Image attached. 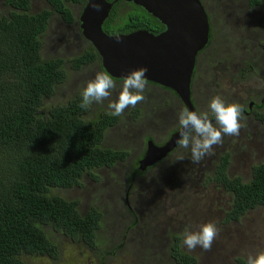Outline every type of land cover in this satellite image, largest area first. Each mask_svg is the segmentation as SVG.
<instances>
[{
  "label": "rangeland",
  "instance_id": "rangeland-1",
  "mask_svg": "<svg viewBox=\"0 0 264 264\" xmlns=\"http://www.w3.org/2000/svg\"><path fill=\"white\" fill-rule=\"evenodd\" d=\"M4 1L0 0V10L7 14L11 8L4 4ZM201 1L210 18L213 39L212 47L204 54L210 52L215 55L209 60L212 64L209 66L207 61L201 70L205 75L204 83L208 86L209 80L216 87L212 92L219 95H223L220 92H229L230 95L247 94L250 90L264 86V0L256 8L249 6L248 0ZM68 6L79 20L83 5L69 3ZM42 10H52L47 0H31V13ZM78 27L77 22L66 24L54 13L47 31L43 34V59L61 58L68 74L65 83L57 86L53 99L49 100L51 105L66 103L80 94L99 72L96 64L86 65L80 70L71 67L73 58L83 49ZM122 87L123 82L117 83L108 98L102 103H93L91 114L98 109L110 110L108 104L118 100ZM203 92L196 89L197 97ZM262 94L264 95V90ZM143 95L144 99L134 107L125 108L119 123L109 129L105 137L106 147L128 150L130 158L115 167L96 170L97 180L85 176L82 179V187L53 190L55 195L68 200H78L81 212L91 207H96L102 212L103 219L95 247L73 243L62 233L50 231L51 240L59 247L58 258L24 256L26 263L177 264L170 253L171 246L175 243L173 238L181 237L188 225L195 231L209 222L218 228L211 249L205 251L197 247L189 251L185 247L187 252L197 258L198 264H236L238 258L247 261L249 254L255 256L264 252V209L249 211L239 222L224 223L226 213L233 205V196L220 188V200H214L211 192L213 203L208 201V205L204 209L201 208L197 216H189L182 209L188 206L189 198L198 193L193 192L197 188L191 187L188 199L182 202L183 205L178 204L180 190H186V185H175L173 191L162 187L160 178L163 177L157 176V170L164 168L163 164L130 180L133 161L145 149V138L151 136L153 130L158 133L154 135L156 140L159 134L166 136L169 130L176 127L175 117L181 111L173 103V99L159 88L149 87ZM230 95L224 100L232 97L235 101L236 97ZM132 108L141 111L138 119L131 118ZM164 111L166 114L160 113ZM254 121L252 125L246 123V126L249 133L252 131L259 141L264 136V129L257 125L256 117ZM241 133L242 128L234 138L225 136L230 139L231 144L221 155L230 154L231 178L239 177L244 182H249L253 165L264 163V153L261 157L263 159L257 161L255 149L247 150L242 144L240 147L237 141H243L239 138ZM216 152L217 145H213V150L204 159L209 161ZM205 164L207 166L208 163ZM231 168L236 173H232ZM211 189L213 190V187ZM127 192L130 194V208L125 204Z\"/></svg>",
  "mask_w": 264,
  "mask_h": 264
},
{
  "label": "trees",
  "instance_id": "trees-1",
  "mask_svg": "<svg viewBox=\"0 0 264 264\" xmlns=\"http://www.w3.org/2000/svg\"><path fill=\"white\" fill-rule=\"evenodd\" d=\"M87 1L47 0L52 10L34 14L31 0H6L11 11L0 12V264H28L24 256L58 258L59 247L50 231L94 248L102 212L96 207L81 212L78 200L55 195L53 190L82 187L85 176L97 180L96 170L131 156L128 150L104 145L117 116L107 111L91 114L92 105L80 107V94L66 103H48L68 74L61 58L43 59V34L54 13L73 24L76 19L68 4L85 6ZM261 2L248 0L252 8ZM104 26L108 35L164 29L142 7L123 1L114 4ZM99 58L92 46L78 53L71 67L80 70ZM138 112L132 110L133 115ZM140 159L133 161L130 180L146 172L139 167ZM229 166L230 154L222 155L210 178L233 195L224 223L239 222L249 211L264 209V164L254 166L249 182L231 178ZM170 253L177 264H198L179 240ZM235 263L247 261L238 258Z\"/></svg>",
  "mask_w": 264,
  "mask_h": 264
},
{
  "label": "water",
  "instance_id": "water-1",
  "mask_svg": "<svg viewBox=\"0 0 264 264\" xmlns=\"http://www.w3.org/2000/svg\"><path fill=\"white\" fill-rule=\"evenodd\" d=\"M119 1L134 3L160 21L166 31L155 36L147 31L108 35L103 25ZM99 8V10H97ZM83 36L98 52L105 71L124 79L133 70L147 68V81L175 91L193 110L191 79L196 55L209 41V16L201 0H88L81 18ZM180 131L164 147L148 142L142 171L176 148Z\"/></svg>",
  "mask_w": 264,
  "mask_h": 264
},
{
  "label": "flooded vegetation",
  "instance_id": "flooded-vegetation-1",
  "mask_svg": "<svg viewBox=\"0 0 264 264\" xmlns=\"http://www.w3.org/2000/svg\"><path fill=\"white\" fill-rule=\"evenodd\" d=\"M5 3H6V0L4 1V4ZM84 7L85 6H83V9H84ZM0 12H2V11L0 10ZM80 18H81V16H80ZM80 18H79V20L75 18L76 20L74 23L77 22L79 24L77 31L80 33L79 35L82 36L81 37V39H82L81 44L83 47V49L81 50V54H82L85 51L86 52L90 51L92 44L88 40H86L85 37L83 36ZM106 21H105V23H106ZM209 22H210V18H209ZM163 27H164V29L159 27L160 31H158L157 33H151L149 31L143 30V29H141V30L147 31V32H149L155 36H158V35H160L166 31V27L165 26H163ZM104 28H105V26L103 25V29ZM121 35H126V34H121ZM212 44H213V39L211 36V23H210L209 41H208L207 45L202 50H200L198 52V54L196 55L195 68H194V72H193L192 79H191L190 88H191V101L193 104L192 105L193 110H190L182 102L179 95L175 91H173L167 87H164V86H161L159 84L147 81L145 89L147 90V88H149V87H155L156 89L159 88L162 91L166 92L167 95L173 99V103L180 110L188 109L189 111H197V112L206 111L208 109V104L213 97L218 95L222 99H224L225 97L230 95L229 92H220V94H223V95H219L218 93L214 94L212 92V90H215L216 87L209 80H208V86L204 83L205 75L202 74L201 70H202L204 64L207 63V61H209L212 57L215 56L210 52H208V54H206V55L204 53L209 47L210 48L212 47ZM91 64L92 65L96 64L97 67L99 68V72L102 71V72L107 73L105 71V69L103 68L102 60H100V58ZM91 64H89V65H91ZM211 64H212V61H209L208 65L210 66ZM89 65H87V66H89ZM249 68L250 67H248V69ZM212 75H213V77L215 76L214 74H212ZM112 79L115 81L116 84L123 82V79H118V78H114V77H112ZM251 86L252 87L254 86L253 82H252ZM196 89L197 90H203L204 92L200 96L197 97ZM263 90H264V86L250 90L247 94H245V93H233L231 95L233 97H236L235 101L233 100L232 97H231L232 99L230 98L229 100H225L228 103H238L242 106V108H243V117L241 120L242 133H241V136L239 135V138H242L243 141L238 140L237 144H240V147H241V144L245 145L247 150L255 149L257 161H259V160L261 161L263 159V158L261 159V157L263 156V153H264V147H263L264 136H262L260 138V140L257 141V137H255V135L252 131L249 133L246 125L247 124L252 125L253 123H255L254 117H256L258 120L257 125H259V127H262L264 129V95L262 94ZM92 106H93V104H92ZM133 109L139 110L137 108H132L130 111L131 113H132ZM104 111L109 112L110 110L98 109L95 112H104ZM140 113H141V111L139 110L138 114L137 115L136 114L131 115V118L138 119V117H139L138 115ZM160 113L166 114V111H164V113L163 112H160ZM117 117H118V122H117V124H118L120 119H121V116H117ZM177 117L178 116L175 117L176 127L174 129L169 130L167 132L166 136L163 134H159V137L156 140V137L154 135L158 134V133L153 130L151 136L145 138V140H144V141H146L145 149L141 152V154H139L137 156V158L140 156L142 157V159L138 160V163L140 165L139 167H141L142 161L147 156V149H148L147 144L149 141H153L157 147H164L170 141L172 136L177 134L180 131L179 126H178ZM112 128H110V129H112ZM227 137L228 138H234L233 136H227ZM227 137L223 136L222 143L217 144V152L215 154H213V157L211 159H209V161H206L205 160L206 158L205 159L203 158L199 163H193L191 160L190 149H185V148H182L179 145H177L176 148L174 150H172L170 153H168L165 158L157 161L152 167H149L146 170V172H144V173H147V171H150L152 169L155 170L156 168H158L160 165L163 164L164 168H160L157 170V176L163 177V178H160V180L163 183L162 187H164L165 189L169 188L173 191V190H175L174 189L175 185L178 186L181 184L179 187H182V185H186V190H183V189L180 190V192H181L180 196L181 197L180 198H178V196L176 197V198H178L177 201L179 202L178 204H180V205H183L182 202H184L188 199L189 191H191L190 188L196 187L197 189L194 190L193 192H198V193H196L192 198H189L188 206L185 208L183 207L182 211L186 212L187 215H189V216H192V215L197 216V214L200 213L201 208L204 209V207H206L208 205L207 204L208 201L213 203V198H212L211 192H213L214 200H216V199L220 200V193H219L220 188L223 189L225 192H227L224 188L221 187V185L219 183H216L215 180H210V178H213V171L216 169L217 165L221 161V158H222L221 153L225 149H227L229 144H231L230 139H228ZM118 149H123V148H118ZM181 157H182V159H181ZM129 158L130 157H128L127 160ZM132 160H133V158H132ZM119 163H122V162L119 161L116 163V165ZM205 163H208L207 166ZM261 164H264V163H261ZM256 165H259V164H256ZM256 165H253L252 171H253L254 166H256ZM115 166H113V167H115ZM132 166H133V164H132ZM177 168H178V170H177ZM102 169H108V168H102ZM230 170L232 173H236V172H233L232 168ZM177 173H179V174H177ZM252 174H253V172H252ZM165 180H166V182H165ZM209 186H211V187H209ZM212 187H213V190L211 189ZM227 193H229V192H227ZM129 196H130V194H129V192H127L126 198H125V204L128 208H130ZM231 200L233 202V198H231ZM185 209H186V211H185ZM231 209H232V206L230 207V210ZM225 218H226V216H225ZM189 227H191V226H189ZM177 240L180 241V245L182 246V248L185 249L186 251H188L182 245L181 237L175 236V238H173V241L176 242ZM169 242H170V239H169Z\"/></svg>",
  "mask_w": 264,
  "mask_h": 264
},
{
  "label": "clouds",
  "instance_id": "clouds-1",
  "mask_svg": "<svg viewBox=\"0 0 264 264\" xmlns=\"http://www.w3.org/2000/svg\"><path fill=\"white\" fill-rule=\"evenodd\" d=\"M147 71V68H139L124 77L118 100L108 104V115L121 116L125 108L134 107L144 99ZM115 87L116 83L110 75L98 72L80 93V107L87 108L93 103H102ZM242 117L243 108L240 104L228 103L217 95L211 99L206 111L183 109L178 113L180 134L176 143L182 148L190 149L192 162L199 163L213 150V145L222 143L223 136L239 134ZM217 234L218 228L212 222L201 225L195 231L186 226L181 233L182 245L189 251L197 247L207 251L211 249ZM247 264H264V252L255 256L249 254Z\"/></svg>",
  "mask_w": 264,
  "mask_h": 264
}]
</instances>
